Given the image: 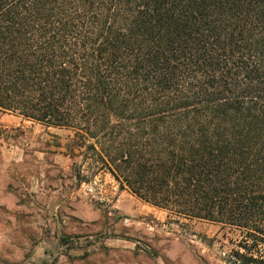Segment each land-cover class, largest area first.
<instances>
[{"label":"trees","instance_id":"16d2710c","mask_svg":"<svg viewBox=\"0 0 264 264\" xmlns=\"http://www.w3.org/2000/svg\"><path fill=\"white\" fill-rule=\"evenodd\" d=\"M0 112L264 264V0H0Z\"/></svg>","mask_w":264,"mask_h":264},{"label":"rangeland","instance_id":"374dc122","mask_svg":"<svg viewBox=\"0 0 264 264\" xmlns=\"http://www.w3.org/2000/svg\"><path fill=\"white\" fill-rule=\"evenodd\" d=\"M71 136L0 112V264H244L229 227L170 216L105 171L73 186Z\"/></svg>","mask_w":264,"mask_h":264}]
</instances>
